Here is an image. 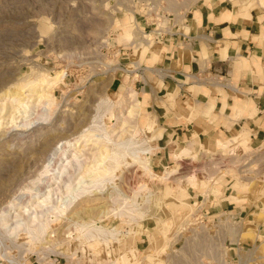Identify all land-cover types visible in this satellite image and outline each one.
Listing matches in <instances>:
<instances>
[{"label": "rangeland", "instance_id": "1", "mask_svg": "<svg viewBox=\"0 0 264 264\" xmlns=\"http://www.w3.org/2000/svg\"><path fill=\"white\" fill-rule=\"evenodd\" d=\"M198 1L0 0V264H264V142L173 141L156 160L153 116L128 114L140 103L134 59L119 46L151 41L167 14ZM105 132L115 142L136 133L129 144L148 149L137 154L152 173L127 155L56 219L40 217L42 199L68 198V178L89 180L91 166L111 162V143L95 142ZM63 142L84 149L81 169L44 172ZM174 145L190 151L173 158ZM221 198L224 208L209 207Z\"/></svg>", "mask_w": 264, "mask_h": 264}, {"label": "crops", "instance_id": "2", "mask_svg": "<svg viewBox=\"0 0 264 264\" xmlns=\"http://www.w3.org/2000/svg\"><path fill=\"white\" fill-rule=\"evenodd\" d=\"M234 1L199 0L167 14L164 31L151 41L118 48L122 59H134L131 83L140 111L156 122L147 123L155 127L156 160L173 141L210 148L233 138L253 147L264 142V5ZM141 20L138 29L146 25ZM223 200L209 207L222 209Z\"/></svg>", "mask_w": 264, "mask_h": 264}, {"label": "bare ground", "instance_id": "3", "mask_svg": "<svg viewBox=\"0 0 264 264\" xmlns=\"http://www.w3.org/2000/svg\"><path fill=\"white\" fill-rule=\"evenodd\" d=\"M61 75H62V73L55 74V77L53 78L54 82L59 80ZM131 95H133V94H131ZM115 103L117 105H120V100L116 101ZM128 108H129L128 114H133L135 117L137 115H139V110L140 109H139V105L137 103L131 104ZM135 132H138V131H135ZM135 134L136 133L132 134V136L130 137V140L134 139ZM129 135H131V134H129ZM130 140H127L126 142H123V141H116L115 142L109 137L107 132H105V134L100 135L96 139L95 142L96 143L103 142V144L111 143V146L109 147L110 154H109V156H107L108 158H110L111 162L107 163L103 159V160L99 161L100 163L98 162L99 164H97L95 166H91L90 172L89 173L86 172L87 173V177L89 178V180H87V179H85V178H83L81 176V178L78 179L79 181L77 183L75 182V184L71 185L70 178H68L67 179L68 180V185L66 186V190H68V193H67L68 198L64 199L62 196H60V197L58 196L59 199H57V200H59V202H58V204H55V202H52L50 200L51 198L49 199V197H45L38 204L39 206L43 207V209H44V210H41L39 212V216L43 217V218L45 217L46 220H47V217H50L51 219L52 218L56 219L59 215L63 214L64 211H66L67 207L72 202H74L80 195H82L85 192H89L90 191L89 187L94 186L95 183L98 182V181H103L104 180V175H106V174H108L110 172H113L117 168H119L121 162L125 159V157L127 155H129L130 158H132L133 161L134 160L141 161L143 166L148 171H150L148 158L146 156H144V155L141 157V156H139V154H137L139 151H141L144 154V153H146V150H148V149L146 147H138V146L135 147V145L129 144ZM64 144H65V142H63L58 148L53 149L52 152H51L52 155H53V157H52V163L53 164L56 162L57 159H61L64 156V158H65L64 160H66V162L62 166V170H59V168H57V169L48 168V165H53V164H51V162L49 160L47 165L45 166L46 168H45L44 172L49 173L50 170L54 169L53 171L57 170V172L56 173L51 172L50 175H52V174L59 175L58 173L61 172V173H69L68 175L71 176L72 173L70 174V172H68L70 170V169H68L69 165L74 167L73 170H75V169L80 170L81 169V167H82L81 165H82V160L83 159L81 160V158H79V156L81 155L80 151L82 152V150H84V149H80V150L74 149V146H76L75 143H72V144L70 143L69 145H64ZM187 151H190V150L187 149V148H182V150H180V151L177 150V151H175V153L180 154L181 152H187ZM68 152H72V153H68ZM175 153L173 154V158H175V156H176ZM66 154L70 155V157L66 156ZM69 168H71V167H69ZM66 170H68V171H66ZM174 171H175V169L166 170V171H164V176H165V174H170L171 172H174ZM49 178H51V177H49ZM62 178H64V177H62ZM48 203H51V204L47 205ZM37 213L38 212H36V211L34 212V216H33L34 219L39 217V216L37 217V215H36ZM24 227L29 229L27 226H24ZM46 228H47L46 225L41 226L39 228V230L37 231V235L42 237L44 235L45 231H46ZM113 229H107L108 238H114L115 237V234L117 232L114 231ZM107 236H106V238H104V240L107 239ZM78 237H79V239L81 238V236H78Z\"/></svg>", "mask_w": 264, "mask_h": 264}]
</instances>
